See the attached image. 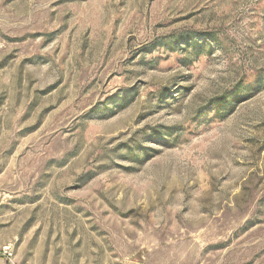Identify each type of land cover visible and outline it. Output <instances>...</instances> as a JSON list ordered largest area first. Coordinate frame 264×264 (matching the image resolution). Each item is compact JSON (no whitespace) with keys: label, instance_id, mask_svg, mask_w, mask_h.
I'll return each mask as SVG.
<instances>
[{"label":"rangeland","instance_id":"374dc122","mask_svg":"<svg viewBox=\"0 0 264 264\" xmlns=\"http://www.w3.org/2000/svg\"><path fill=\"white\" fill-rule=\"evenodd\" d=\"M7 245L264 264V0H0Z\"/></svg>","mask_w":264,"mask_h":264},{"label":"built area","instance_id":"2783aa9c","mask_svg":"<svg viewBox=\"0 0 264 264\" xmlns=\"http://www.w3.org/2000/svg\"><path fill=\"white\" fill-rule=\"evenodd\" d=\"M13 255V249L11 245H7L3 248L2 251H0V256L5 257L8 261L11 260ZM11 263V262H10ZM12 264V263H11Z\"/></svg>","mask_w":264,"mask_h":264},{"label":"crops","instance_id":"0c3cea01","mask_svg":"<svg viewBox=\"0 0 264 264\" xmlns=\"http://www.w3.org/2000/svg\"><path fill=\"white\" fill-rule=\"evenodd\" d=\"M0 264H11V263H9L5 257L0 256Z\"/></svg>","mask_w":264,"mask_h":264}]
</instances>
